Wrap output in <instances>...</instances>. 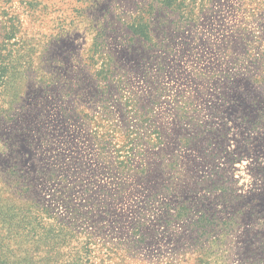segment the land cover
<instances>
[{"label": "rangeland", "instance_id": "obj_1", "mask_svg": "<svg viewBox=\"0 0 264 264\" xmlns=\"http://www.w3.org/2000/svg\"><path fill=\"white\" fill-rule=\"evenodd\" d=\"M0 264H264V0H0Z\"/></svg>", "mask_w": 264, "mask_h": 264}]
</instances>
